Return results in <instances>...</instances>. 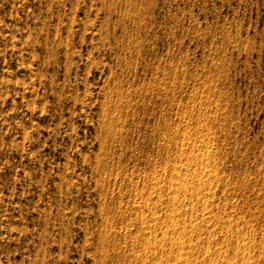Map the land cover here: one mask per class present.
<instances>
[{
  "label": "rangeland",
  "instance_id": "rangeland-1",
  "mask_svg": "<svg viewBox=\"0 0 264 264\" xmlns=\"http://www.w3.org/2000/svg\"><path fill=\"white\" fill-rule=\"evenodd\" d=\"M157 194L162 261L264 264V0H0V264L129 260Z\"/></svg>",
  "mask_w": 264,
  "mask_h": 264
},
{
  "label": "bare ground",
  "instance_id": "bare-ground-1",
  "mask_svg": "<svg viewBox=\"0 0 264 264\" xmlns=\"http://www.w3.org/2000/svg\"><path fill=\"white\" fill-rule=\"evenodd\" d=\"M192 148L193 149H196L197 148V143H194L193 144V146H192ZM209 156H210V154H206V155H204L203 157L204 158H202V159H198V158H190V157H188L187 159H186V161H187V164H193L194 162H196V163H200L201 164V166H203V169H202V171H201V173L199 174V175H197V177H199V176H201V175H204L205 173V169H207V171L208 172H212V165H211V163H208L207 165H205L204 164V162L206 161V160H208V161H211L210 159L211 158H209ZM206 158V159H205ZM213 172H215V171H213ZM156 175V174H155ZM157 176V175H156ZM156 176H154V179H155V181H156V186H155V189L157 190V188H159V186H160V181L157 179V178H155ZM160 176H162L161 174H160ZM159 176V177H160ZM215 176V175H214ZM213 176V178H215ZM158 177V178H159ZM161 179V178H160ZM154 181V180H153ZM154 181V182H155ZM153 191V190H152ZM160 192H162L161 190H159V193L158 194H160L161 195V193ZM156 193V192H155ZM157 194V195H158ZM141 195V194H140ZM160 195H158V197H157V200H153V199H148V196L146 197V196H144L145 198H147V200H144V199H138V201L140 200V202H138L139 204H141V208H142V206L144 207V208H147V209H157L156 210V212L153 214V216H152V219L151 220H149V218L148 219H146V218H140L139 220H137V223H136V225L138 224V226H139V228H137V229H139V234L137 235V237H135V239H134V241H133V244H132V246L131 247H133V249L134 248H139V247H144L145 248V251L143 252V250H142V252H141V254H137L136 256H134V257H131L129 260H127V259H120L119 260V264H189V263H192L193 262V256H194V253H193V251L191 250V251H189V257H184V255H182V253L180 252V253H178L177 255H176V257H175V259L173 260V259H171V260H167V261H162L161 260V254H162V252H163V250L165 249V248H167V245H168V243L170 244L169 245V247L170 248H172V249H174L173 247H179L180 245H185V243L183 244L182 242H181V239L180 238H175L174 236H176V235H174V236H169L168 234H166V233H161L160 232V230L165 226V221H159V215H161L160 214V212L162 213V209L160 208V207H162L163 206V204H164V202H163V198L162 197H160ZM135 196V195H134ZM136 197H137V195H136ZM143 197V198H144ZM154 197V196H153ZM152 197V198H153ZM137 203V202H136ZM135 203V204H136ZM137 203V204H138ZM178 203L180 204V202L178 201ZM138 204V205H139ZM175 206H177V205H175ZM208 207V206H207ZM206 207V208H207ZM138 210V209H137ZM191 214H192V216H193V218H196V220L197 219H199V215H198V213H197V211L195 212L194 211V209H192V212H191ZM135 217V216H134ZM158 217V218H157ZM133 219V218H132ZM135 220V221H136ZM109 221H111V220H109V219H107L106 220V222H109ZM203 222H205V219H203ZM170 223H171V225L172 226H174V227H180V225L182 224V222L180 223V221L178 220V219H176V218H172L171 220H170ZM186 223H188V222H186ZM133 225V224H132ZM134 225H135V223H134ZM186 226H188V224H186ZM109 227V226H108ZM156 228H158L159 229V233H155V229ZM181 228V227H180ZM179 228V229H180ZM127 229V228H126ZM125 229V230H126ZM109 230V229H108ZM129 230L130 229H128V232H129ZM131 231V230H130ZM136 231H138V230H136ZM158 231V230H157ZM113 232V231H112ZM106 233V232H105ZM104 233V234H105ZM127 233V232H126ZM110 234V233H109ZM112 234V233H111ZM114 234V233H113ZM129 234V233H128ZM174 234V233H173ZM127 235V234H126ZM111 237H114L113 235H110L109 236V238H108V241H110L109 239H111ZM107 238L105 237V239L104 240H106ZM104 240H102V238H101V244L102 245H105L104 244ZM115 240V239H114ZM121 240V239H120ZM184 240V239H183ZM110 242H112V241H110ZM99 243V244H100ZM109 244V243H108ZM118 247V246H117ZM117 249H119V247L117 248ZM142 249V248H141ZM168 249V248H167ZM179 249V248H178ZM106 250V249H105ZM137 251V250H136ZM135 251V252H136ZM169 251V250H168ZM113 252V251H112ZM176 252V251H175ZM105 252L103 251V253H102V257H104V258H107V254L105 253ZM140 253V252H139ZM173 254H174V251L172 252ZM132 256V255H131ZM115 257V256H114ZM126 257V256H125ZM128 258V257H127ZM239 258H240V256H239ZM238 259V258H237ZM165 260V259H164ZM234 260H236V258L234 259ZM247 260V259H246ZM245 260V264H251V262H250V260H247L246 261ZM152 261H154V263L152 262ZM197 261V260H196ZM233 261V260H232ZM231 261V262H232ZM118 262V261H117ZM116 262V263H117ZM105 263V262H104ZM228 264H230V263H228ZM233 264V263H232Z\"/></svg>",
  "mask_w": 264,
  "mask_h": 264
}]
</instances>
